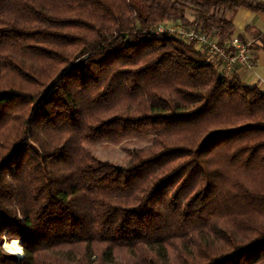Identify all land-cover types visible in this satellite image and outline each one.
Instances as JSON below:
<instances>
[{
	"label": "trees",
	"instance_id": "1",
	"mask_svg": "<svg viewBox=\"0 0 264 264\" xmlns=\"http://www.w3.org/2000/svg\"><path fill=\"white\" fill-rule=\"evenodd\" d=\"M257 0H0V264H264V90L164 23ZM126 166L87 145L145 140ZM18 240L23 256L3 249Z\"/></svg>",
	"mask_w": 264,
	"mask_h": 264
},
{
	"label": "built area",
	"instance_id": "2",
	"mask_svg": "<svg viewBox=\"0 0 264 264\" xmlns=\"http://www.w3.org/2000/svg\"><path fill=\"white\" fill-rule=\"evenodd\" d=\"M154 32L157 34L172 33L186 42L194 43L201 51L216 59L222 75L232 74L237 65L251 68L254 64L252 59L253 41H242L236 35H231L224 45H220L210 34L180 25L159 24Z\"/></svg>",
	"mask_w": 264,
	"mask_h": 264
},
{
	"label": "crops",
	"instance_id": "3",
	"mask_svg": "<svg viewBox=\"0 0 264 264\" xmlns=\"http://www.w3.org/2000/svg\"><path fill=\"white\" fill-rule=\"evenodd\" d=\"M229 17L234 27L233 35L242 41H253V66L247 68L244 65H237L233 74L244 84L258 85L264 90V14L239 7L230 13Z\"/></svg>",
	"mask_w": 264,
	"mask_h": 264
},
{
	"label": "rangeland",
	"instance_id": "4",
	"mask_svg": "<svg viewBox=\"0 0 264 264\" xmlns=\"http://www.w3.org/2000/svg\"><path fill=\"white\" fill-rule=\"evenodd\" d=\"M161 24L164 25V23H161ZM166 25H170V24H166ZM150 142L151 141L149 139L126 140L119 144L98 143V144H93V145H87L86 148L92 153V155H94L95 157H97L98 159L102 161H106V162L112 163L117 166H126L128 165L129 161L133 157V154H134L133 151L136 149H140V148H144L148 146ZM12 242H16L19 245V247H21L18 240L9 241V243H12ZM6 243L7 242L3 243L2 245L3 249L7 253H11L15 255L14 253L5 249ZM22 256L23 254H21L20 257L18 256L16 257L21 258Z\"/></svg>",
	"mask_w": 264,
	"mask_h": 264
},
{
	"label": "bare ground",
	"instance_id": "5",
	"mask_svg": "<svg viewBox=\"0 0 264 264\" xmlns=\"http://www.w3.org/2000/svg\"><path fill=\"white\" fill-rule=\"evenodd\" d=\"M18 247H19V245L16 242L6 243L5 244V249H7L8 251L14 253L16 256L20 257L21 254L16 251V249Z\"/></svg>",
	"mask_w": 264,
	"mask_h": 264
},
{
	"label": "clouds",
	"instance_id": "6",
	"mask_svg": "<svg viewBox=\"0 0 264 264\" xmlns=\"http://www.w3.org/2000/svg\"><path fill=\"white\" fill-rule=\"evenodd\" d=\"M18 249L19 250L17 252L20 253V254H23V247L22 246L21 247H18Z\"/></svg>",
	"mask_w": 264,
	"mask_h": 264
},
{
	"label": "snow or ice",
	"instance_id": "7",
	"mask_svg": "<svg viewBox=\"0 0 264 264\" xmlns=\"http://www.w3.org/2000/svg\"><path fill=\"white\" fill-rule=\"evenodd\" d=\"M19 249L17 248L16 251H18Z\"/></svg>",
	"mask_w": 264,
	"mask_h": 264
}]
</instances>
